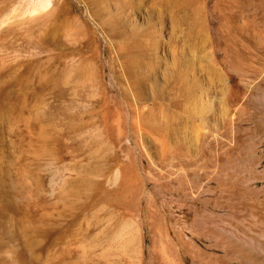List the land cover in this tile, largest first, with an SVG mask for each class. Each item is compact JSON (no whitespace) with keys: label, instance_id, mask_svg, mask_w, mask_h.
Listing matches in <instances>:
<instances>
[{"label":"rangeland","instance_id":"374dc122","mask_svg":"<svg viewBox=\"0 0 264 264\" xmlns=\"http://www.w3.org/2000/svg\"><path fill=\"white\" fill-rule=\"evenodd\" d=\"M0 264H264V0H0Z\"/></svg>","mask_w":264,"mask_h":264}]
</instances>
